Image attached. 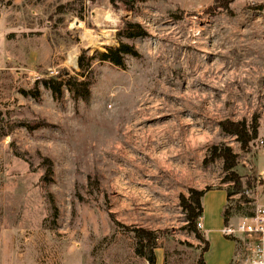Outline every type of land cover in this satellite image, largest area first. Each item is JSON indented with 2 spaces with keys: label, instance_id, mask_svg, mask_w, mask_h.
I'll return each instance as SVG.
<instances>
[{
  "label": "rangeland",
  "instance_id": "obj_1",
  "mask_svg": "<svg viewBox=\"0 0 264 264\" xmlns=\"http://www.w3.org/2000/svg\"><path fill=\"white\" fill-rule=\"evenodd\" d=\"M129 21L147 32L120 36L138 56L95 57L88 100H55L41 80L84 78L81 51L117 46ZM253 117L247 151L219 126ZM261 140L264 0H0V264H148L115 222L155 231L164 264H197L179 194L231 185L220 159L202 163L224 143L257 178L229 204L264 205Z\"/></svg>",
  "mask_w": 264,
  "mask_h": 264
},
{
  "label": "trees",
  "instance_id": "obj_2",
  "mask_svg": "<svg viewBox=\"0 0 264 264\" xmlns=\"http://www.w3.org/2000/svg\"><path fill=\"white\" fill-rule=\"evenodd\" d=\"M95 1V0H90ZM136 0H109V2L116 6L117 3H120L122 6L126 8H131L133 3ZM118 45L115 47H109L104 52H98L97 56L95 54L86 55L84 51L78 56L77 65L81 70L80 76L84 77L83 71H90L91 61L98 57L101 61H108L115 66L124 67V56L130 55L132 57H137L138 52L134 45L124 42L121 40L120 36H124L127 38H132L135 36H144L147 35V32L143 29V27L138 22H125L123 27L118 31ZM61 76H51L41 80L43 86L50 90L53 98L55 100H59L62 96V86H66L69 91L71 98L81 99L83 101L88 100L90 95V85L91 80L90 76L87 78L84 77L82 79H78L74 76H67L62 79ZM21 93L23 95H30L33 98L38 97V89L37 86L35 89L30 90H22ZM27 127L29 130L31 126L28 124H21ZM220 129L225 133L232 135L239 142L240 148L242 150H249L250 143L253 142L258 135V120L256 117H253L250 121L246 119L241 120H231L224 119L219 122ZM15 155H20L15 153ZM220 159L222 161V168L225 172V176L223 180L225 182H230L231 185L227 188H224L226 192V203L223 206L221 215L223 219L224 226L228 224L229 220L235 216H249L253 213V210L248 211L247 208L240 206L235 203L229 204V197L232 194L240 193L241 197L248 201V199L244 196V190L246 187L254 186L255 180L257 179L254 175L248 178L246 181L242 180L241 175L236 171V166L238 163V155L226 144L219 143L213 144L207 148L205 153V157L202 160L203 165H207L209 163L214 162L215 160ZM48 171L51 172V167H48ZM211 187H205L203 189L197 188H188V194L185 196L184 194H179V205L184 213V219L186 223L183 228L189 232H191L194 237L201 242L200 254L198 255L196 261L197 264H205L203 253L208 248V241L203 236L200 228L197 225L199 221V217L202 213V196ZM239 202V201H238ZM54 206V204L52 203ZM57 214V209L54 210V216ZM117 226H119L122 230L128 231L131 233L134 241L133 251L135 256L139 258H143L147 261L148 264H155V253L154 249L158 246V235L155 231L140 227L133 226L129 227L123 225L119 222H115ZM228 238L235 240L238 244L240 242L239 238L233 235H225ZM229 264H235L234 260Z\"/></svg>",
  "mask_w": 264,
  "mask_h": 264
},
{
  "label": "crops",
  "instance_id": "obj_3",
  "mask_svg": "<svg viewBox=\"0 0 264 264\" xmlns=\"http://www.w3.org/2000/svg\"><path fill=\"white\" fill-rule=\"evenodd\" d=\"M202 213L199 217L200 230L209 245L203 253L205 264H229L239 251V244L223 233L222 209L226 203L224 188H213L204 193L201 199ZM236 220V219H235ZM231 220V221H235ZM240 238V236H237ZM201 242L194 238V244ZM155 264H164L160 248L154 249Z\"/></svg>",
  "mask_w": 264,
  "mask_h": 264
},
{
  "label": "built area",
  "instance_id": "obj_4",
  "mask_svg": "<svg viewBox=\"0 0 264 264\" xmlns=\"http://www.w3.org/2000/svg\"><path fill=\"white\" fill-rule=\"evenodd\" d=\"M264 145V141H260ZM200 228L201 224L197 222ZM225 235L240 236L239 251L235 264H264V205L257 204L249 216H240L229 220L223 226ZM241 252V254H240Z\"/></svg>",
  "mask_w": 264,
  "mask_h": 264
},
{
  "label": "bare ground",
  "instance_id": "obj_5",
  "mask_svg": "<svg viewBox=\"0 0 264 264\" xmlns=\"http://www.w3.org/2000/svg\"><path fill=\"white\" fill-rule=\"evenodd\" d=\"M71 61H74V58H72Z\"/></svg>",
  "mask_w": 264,
  "mask_h": 264
}]
</instances>
